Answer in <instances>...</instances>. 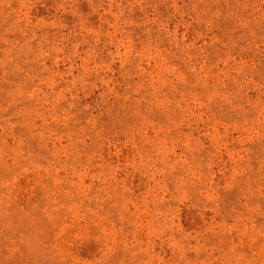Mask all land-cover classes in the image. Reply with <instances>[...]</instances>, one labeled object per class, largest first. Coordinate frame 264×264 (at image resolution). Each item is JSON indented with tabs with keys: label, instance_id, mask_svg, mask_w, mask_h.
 I'll use <instances>...</instances> for the list:
<instances>
[{
	"label": "rangeland",
	"instance_id": "obj_1",
	"mask_svg": "<svg viewBox=\"0 0 264 264\" xmlns=\"http://www.w3.org/2000/svg\"><path fill=\"white\" fill-rule=\"evenodd\" d=\"M0 264H264V0H0Z\"/></svg>",
	"mask_w": 264,
	"mask_h": 264
}]
</instances>
